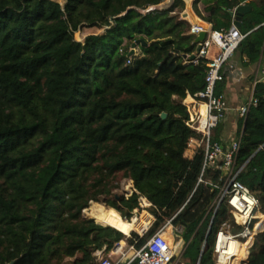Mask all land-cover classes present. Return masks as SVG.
Wrapping results in <instances>:
<instances>
[{"label":"trees","instance_id":"1","mask_svg":"<svg viewBox=\"0 0 264 264\" xmlns=\"http://www.w3.org/2000/svg\"><path fill=\"white\" fill-rule=\"evenodd\" d=\"M165 1L0 0V264H97L96 251L107 256L123 241L139 249L172 218L186 229L183 261L214 264L213 235L203 248L216 190L199 183L204 147L187 155L201 135L187 125L183 104L204 90L208 60L191 59L196 36L181 19L182 0L142 13ZM246 1L193 7L218 31ZM248 5L240 31L249 35L236 52L245 66L264 55V0ZM82 28L104 31L76 41ZM254 96L258 106L238 121L237 168L264 210V82ZM224 131L222 121L213 140L226 146ZM221 174L211 167L204 176L216 182ZM122 180L133 182L129 197L114 193ZM141 198L149 214L131 221L144 210ZM150 214L156 229L133 232ZM246 264H264V232Z\"/></svg>","mask_w":264,"mask_h":264},{"label":"built area","instance_id":"2","mask_svg":"<svg viewBox=\"0 0 264 264\" xmlns=\"http://www.w3.org/2000/svg\"><path fill=\"white\" fill-rule=\"evenodd\" d=\"M247 0L242 5L248 4ZM206 31L207 36L201 44L195 59L208 60V73L205 79V88L193 95H188L183 104L189 111L187 125L201 135L200 139H191L187 155L192 158L196 151L204 147L205 156L199 183L203 182L216 190L215 198L210 205L205 218L211 215L204 247L208 238L213 235L214 264H246L251 256L256 236L264 232V210L260 200L252 191L239 180L243 169L237 168V157L242 144L244 127L239 135H236L224 146L213 140V132L219 123L224 120L228 105L223 93L217 91L218 86L226 80V69H234L231 64L240 44L249 33H242L233 20L229 29L212 30L191 23L189 34L198 36ZM216 50L211 56V51ZM259 82H264V61L258 72L252 94L245 104L236 110L239 118L246 121L252 107H257L259 100L254 96L255 87ZM190 103L186 104V100ZM214 167L222 171L218 181L204 176L208 168ZM124 193V197L132 195ZM140 205L145 204L141 198ZM146 205V204H145ZM174 218L168 220L170 224ZM233 220V222H231ZM264 222V221H263ZM151 225L147 228L149 229ZM150 228L149 233L155 228ZM242 228L237 232V228ZM152 229V230H151ZM177 230L179 242L172 245L164 236L163 228L157 230L147 242L139 249L134 245L128 246L126 242H120L106 256L105 250L96 251L94 256L97 264H187L183 261V255L187 248L186 229L180 225ZM130 237V236H129ZM128 238V236H126ZM233 246V248H232ZM239 260V262H238Z\"/></svg>","mask_w":264,"mask_h":264},{"label":"crops","instance_id":"3","mask_svg":"<svg viewBox=\"0 0 264 264\" xmlns=\"http://www.w3.org/2000/svg\"><path fill=\"white\" fill-rule=\"evenodd\" d=\"M194 2L195 0H191V2L188 1V4L187 2L185 3V7H186L185 10H188V7L190 6L189 8L192 11L191 12L190 10H188V14H189L188 21L192 23L193 22L192 19L195 17L197 20L193 22L194 24L196 23L204 24L205 23L207 25V29H212L211 24L205 22L197 15L193 7ZM215 51L216 50L211 51V56H213L216 53ZM263 61H264V55L261 58L259 63L255 65L245 66L242 56L239 53H236L233 60L231 61V64L234 66V69H230V67L229 68L227 67L226 69L227 77H226V80L223 82L224 89L222 93L225 96V99L228 105V111L225 113V117L223 121L225 122L227 118V115H226L227 113H228L229 119L232 121L230 123L231 124L230 128H225L224 134L222 135V139H224L226 144L230 142L231 139H233V137L237 135L238 121L240 118L236 110L239 106L245 104L248 98H250V95L252 94V91H253L256 76L261 69V65ZM236 70L241 71L242 74L240 77L234 74ZM248 88H250V91L247 94L245 93V91H247ZM189 103H190V99L188 98L186 100V104H189ZM149 216L152 217L151 215ZM152 219L153 220L151 221L150 225H152L155 221L153 217ZM177 238L176 236L173 237V234H171L172 243H173V239L179 240Z\"/></svg>","mask_w":264,"mask_h":264},{"label":"rangeland","instance_id":"4","mask_svg":"<svg viewBox=\"0 0 264 264\" xmlns=\"http://www.w3.org/2000/svg\"><path fill=\"white\" fill-rule=\"evenodd\" d=\"M55 1H57V2H59V3H61V4H64L65 3V0H55ZM185 9H186V7H185ZM199 10H200V12H201V14L203 15V16H208V13L207 12H205V6L203 5V4H199ZM191 23V22H190ZM103 29H98V28H82L81 30H79L78 32H76V34H75V39H76V41H84V39L87 37V36H89V35H93V34H101V33H103ZM139 50V49H138ZM137 50V51H138ZM249 91H250V88H248L247 89V91H245V93H249ZM251 96V95H250ZM249 99V98H248ZM227 115V118H226V120H225V128H230V123L232 122L230 119H229V117H228V113L226 114ZM127 187H130L131 188V190L133 191V182L131 181V180H122L121 182H120V186H119V188H117V189H115L114 190V193L117 195V196H124L123 194L124 193H126L125 191H124V189L125 188H127ZM129 195V194H128ZM93 204H95V203H93ZM92 204V205H93ZM101 205V204H100ZM102 206H104V205H102ZM92 207V206H91ZM105 207V206H104ZM144 207H146V205L145 204H143V206H142V208L144 209ZM106 208V207H105ZM89 209H91V208H89ZM263 210V209H262ZM144 213H147V214H149V212L147 211V210H135L134 211V216H133V218H136V219H138V220H140L141 218H142V216H143V214ZM84 217L85 218H87V219H92L90 216H89V214H88V209L87 210H85L84 211ZM151 215V214H150ZM152 216V215H151ZM154 219H155V222L151 225V227L150 228H153V226H156V224H157V219L154 217V216H152ZM132 218V219H133ZM131 219V220H132ZM231 222H233V220H231ZM103 226H105V225H103ZM180 225H174V224H170L168 221H165L159 228H155L156 229V231L157 230H159V229H161V228H163L164 230H165V232H167V231H169L171 234H173V237H175L176 235H177V230L176 229H178V227H179ZM149 228V229H150ZM149 229H145L144 231H139V230H136V231H133V232H137L140 236H148L149 235ZM238 229V231L237 232H241V230H242V228H237ZM152 230V229H151ZM156 231H154V232H156ZM132 232V233H133ZM132 233L130 234V236L132 235ZM175 235V236H174ZM128 238H129V236H128ZM177 238V237H176ZM177 239H179V238H177ZM174 240H175V245L179 242V240H176V239H173V242H174Z\"/></svg>","mask_w":264,"mask_h":264},{"label":"water","instance_id":"5","mask_svg":"<svg viewBox=\"0 0 264 264\" xmlns=\"http://www.w3.org/2000/svg\"><path fill=\"white\" fill-rule=\"evenodd\" d=\"M184 3L187 2L188 4V0H182ZM176 0H166L164 3L158 5V6H154V7H151L147 10H144L142 11L143 14H146V13H149L151 11H154V10H168L170 9L174 4H175ZM191 2V0H190ZM190 7V6H189ZM188 7V10H190V8ZM188 10H185L182 14H181V19L182 20H189V14H188ZM252 10L251 6L250 5H239L238 7H236L234 10L231 11V16L234 18L235 20V24L236 26L240 29L241 26H242V20H243V16L247 13H249L250 11ZM191 11V10H190ZM192 12V11H191ZM193 23V22H192ZM194 24V23H193ZM194 25H197V26H200L202 28H204L205 30H207V25L204 23V24H194ZM206 36H207V32L206 31H203L201 32L195 39V43L197 45V48H196V53H198L201 49V44L205 41L206 39ZM138 43V42H137ZM136 43V44H137ZM135 46V45H134ZM135 53V49L132 50L131 54H134ZM195 58V55L192 56V59ZM234 74L238 77L241 76V71L240 70H236L234 72ZM161 117L163 119H166L168 117V114L167 113H162L161 114ZM98 224V223H97ZM99 225H102V224H99ZM111 227V226H110ZM113 228V227H112ZM119 231V230H118ZM205 251V247L203 248V253ZM18 262V260H14L8 264H16Z\"/></svg>","mask_w":264,"mask_h":264},{"label":"bare ground","instance_id":"6","mask_svg":"<svg viewBox=\"0 0 264 264\" xmlns=\"http://www.w3.org/2000/svg\"><path fill=\"white\" fill-rule=\"evenodd\" d=\"M188 1H190V0H188ZM197 19L194 17L193 19H192V21L193 22H195ZM124 191H125V189H124ZM136 220V218H133L131 221H135ZM150 224H151V221L150 222H146L143 226H142V228L140 229V231H144L145 229H147L149 226H150ZM146 231V230H145ZM164 236L169 240V242L172 244V242H171V233L169 232V231H167V232H165V234H164ZM232 248H233V246H232Z\"/></svg>","mask_w":264,"mask_h":264}]
</instances>
